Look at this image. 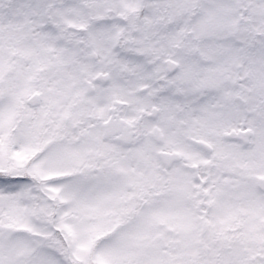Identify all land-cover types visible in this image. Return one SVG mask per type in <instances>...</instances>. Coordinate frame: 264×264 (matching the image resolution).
<instances>
[{"label": "snow or ice", "instance_id": "obj_1", "mask_svg": "<svg viewBox=\"0 0 264 264\" xmlns=\"http://www.w3.org/2000/svg\"><path fill=\"white\" fill-rule=\"evenodd\" d=\"M0 264H264V0H0Z\"/></svg>", "mask_w": 264, "mask_h": 264}]
</instances>
